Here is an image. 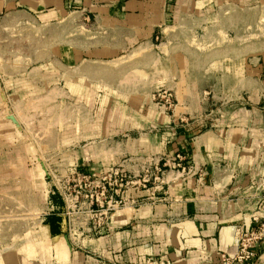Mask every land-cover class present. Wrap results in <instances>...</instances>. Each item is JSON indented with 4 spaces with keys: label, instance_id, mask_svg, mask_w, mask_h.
<instances>
[{
    "label": "crops",
    "instance_id": "1",
    "mask_svg": "<svg viewBox=\"0 0 264 264\" xmlns=\"http://www.w3.org/2000/svg\"><path fill=\"white\" fill-rule=\"evenodd\" d=\"M221 8L239 13L243 24H258L264 0H0V19L54 26L48 55H63L60 69L86 62L88 54L158 58L170 64L159 86L171 88L176 101L112 117L97 131L123 137L102 145L110 148L111 162L97 159L85 168L98 173L119 165L137 174L158 165L160 181L125 189L135 203L118 209L108 227L80 231L77 238L69 234L63 199L53 186L46 188L36 221L6 229L16 235L0 239V264H264V241L251 261L224 259L237 255L238 231L264 221V32L246 34L255 42L239 53L255 54L254 67L245 69L254 78L215 118L206 112L193 60L173 48L181 33L190 39ZM4 96L10 98L8 90ZM2 167L0 184L12 179ZM34 201L42 202L40 196Z\"/></svg>",
    "mask_w": 264,
    "mask_h": 264
},
{
    "label": "rangeland",
    "instance_id": "2",
    "mask_svg": "<svg viewBox=\"0 0 264 264\" xmlns=\"http://www.w3.org/2000/svg\"><path fill=\"white\" fill-rule=\"evenodd\" d=\"M262 12V23L243 24L239 13L221 8L210 22L198 24L190 39H182L181 33L174 43L173 48L186 51L195 64L193 75L211 118L254 78V71L245 69L254 67L255 54L239 51L255 42L245 38L247 33L264 32ZM49 28L54 26L13 16L0 19V165L12 178L0 184V239L5 241L16 235L6 231L12 224L36 221L33 213L42 211L46 188L54 187L60 176L97 159L111 162L110 148L102 145L123 137L97 131L113 123L112 117L145 112L150 104L164 102L159 92L174 95L171 88L159 86L169 77L170 64L143 54L103 59L88 54L86 62L60 69L63 55H48ZM61 42L56 39V44ZM6 90L11 96L5 99Z\"/></svg>",
    "mask_w": 264,
    "mask_h": 264
},
{
    "label": "built area",
    "instance_id": "3",
    "mask_svg": "<svg viewBox=\"0 0 264 264\" xmlns=\"http://www.w3.org/2000/svg\"><path fill=\"white\" fill-rule=\"evenodd\" d=\"M158 97L170 99L171 93L163 91ZM163 170L160 166H142L137 174L121 166H112L106 171L90 172L74 167L59 177L54 186L64 202L71 237L77 238L80 231L102 230L108 227L113 214L135 201H128L124 190L130 186L146 187L151 181H160ZM264 241V221L255 228L238 231V253L226 262H248L257 256V246Z\"/></svg>",
    "mask_w": 264,
    "mask_h": 264
},
{
    "label": "bare ground",
    "instance_id": "4",
    "mask_svg": "<svg viewBox=\"0 0 264 264\" xmlns=\"http://www.w3.org/2000/svg\"><path fill=\"white\" fill-rule=\"evenodd\" d=\"M235 27V26H234Z\"/></svg>",
    "mask_w": 264,
    "mask_h": 264
}]
</instances>
